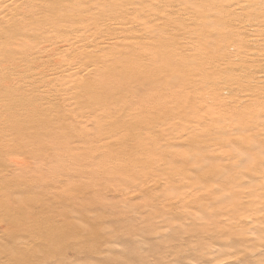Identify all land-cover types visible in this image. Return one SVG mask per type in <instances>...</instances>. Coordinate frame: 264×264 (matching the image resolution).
<instances>
[{
  "label": "bare ground",
  "instance_id": "obj_1",
  "mask_svg": "<svg viewBox=\"0 0 264 264\" xmlns=\"http://www.w3.org/2000/svg\"><path fill=\"white\" fill-rule=\"evenodd\" d=\"M83 10L93 13L102 11L105 12L102 15L107 13L108 16H104V22H99L100 17L97 19L96 14L92 16L90 12L82 17ZM140 10L143 18L145 13H149L146 18L157 23L167 17L163 18L162 11L168 10V18L158 26L153 38L157 39L155 45L159 52H153L157 54L155 57L148 54L151 55L149 67L145 61L150 57L143 56L142 68L137 67V63L142 59L139 51L143 46L137 42L138 39L127 40L120 32L123 26L131 25L128 23H137ZM173 14L183 19L170 20ZM245 18L250 20L245 23ZM138 19L139 22L141 18ZM213 26H217L218 30L211 33L208 29ZM147 28L144 27L145 30ZM117 30L120 36L116 34ZM90 31L101 36L91 39L87 37ZM131 32L128 33L130 36ZM150 32L154 35V31ZM172 33L186 34L190 41L185 44L165 42L163 35ZM152 40L149 39L150 42ZM193 41H199L203 49L201 53L189 55V58L207 64V68L198 71V75L184 59L180 63L178 58L182 52L193 51L192 47L196 44ZM219 47L224 49L218 50ZM232 48L244 50L239 54L240 63H234L237 57L229 52ZM57 57L61 61H53L54 58L58 60ZM80 58H89L87 65L80 66L77 61ZM191 62L193 60L189 63L194 64ZM43 64L51 72H48L49 76L45 70L46 74L39 71ZM262 66L264 0H0V163H3L0 165V177L11 173L12 168L18 169L20 158L41 162L42 165L35 168L39 173L50 171L48 164L55 161L57 168L53 169L54 172L62 171L72 179H88L93 182L92 187L99 188L106 182L119 184L131 181V193L124 209L154 187L161 186L165 192L179 190L178 196L170 203L168 195H158L156 199L165 200L168 204L164 209L169 211L175 204L181 205L182 211L175 213H180L181 217L196 216L189 208L201 209L207 216L208 224L198 238L200 242L208 241L206 239L211 235L219 239L224 226L233 223L236 235L230 240L251 242L252 245H245L244 250L252 256L258 255L261 251L255 240L264 241V121L259 120V115H264V94L260 93L264 90V76L255 77L254 72L264 71ZM151 69L164 72L162 81L192 76L190 83L194 86V94L184 97L185 100L177 104L176 113L167 106L160 108L159 112L147 110L145 104L135 108V101L125 107L127 97L134 96L132 92L141 96L140 93L150 91L153 85L158 84L151 80L154 72ZM61 73L75 85L70 88L64 81L66 84L63 86L57 79L53 85L52 78ZM86 73L96 74L95 82L80 80ZM222 78L237 81L249 94L233 99L232 94L229 96V88L223 90L220 96L206 97L200 93L206 87L217 88ZM47 86L55 90L53 96H30V89H45ZM61 100L67 104H61ZM228 103H235L233 109L222 110L221 106ZM21 104L23 107L18 106ZM16 106L21 107L22 112L12 116L11 110ZM205 107L210 109L206 111L207 115H226L220 122L222 125L217 123L221 116L218 119L202 116L205 120L202 128L191 132L187 141L178 142L166 133L165 126L170 125V119L177 121L172 126L191 128L192 122L199 117L198 110ZM254 114H259V123L250 118ZM63 120L73 122L64 127ZM136 125L140 126L138 131ZM41 131L49 138L48 142L42 140ZM237 135V139L233 138ZM57 142L63 143L57 146ZM164 142L171 144L170 148L163 147ZM69 156L77 159L65 165L63 159ZM79 156L82 158L78 159ZM214 156L220 157L221 162H208ZM22 169V177L0 185V227L7 229L12 241L0 243V256L22 249L26 251V256H37L40 260L57 251L70 248L81 251L84 245H91L93 232L91 235L84 234L81 225L70 216L55 213L61 199L77 195L82 198L81 194L90 190L69 188L60 194L64 198H51L50 202L48 198L47 205L41 206L36 202L41 197L39 192L54 190L60 184L50 180L55 176L48 179L49 175L45 180L39 178V182L25 181L23 177L31 170ZM13 194H26L27 204H12L16 202L11 198ZM222 200L227 205L219 211L212 210ZM22 210L26 221L20 219L18 222L17 215H21ZM63 223L65 227H62ZM213 227L216 228L215 234H211ZM253 232L261 234L253 238ZM77 234L86 236L83 241H77ZM161 238L157 237L155 242L161 243Z\"/></svg>",
  "mask_w": 264,
  "mask_h": 264
},
{
  "label": "rangeland",
  "instance_id": "obj_2",
  "mask_svg": "<svg viewBox=\"0 0 264 264\" xmlns=\"http://www.w3.org/2000/svg\"><path fill=\"white\" fill-rule=\"evenodd\" d=\"M141 7L143 8V6H141ZM141 10L139 11V17L138 18H141L142 20L140 19V21L138 22L139 19L137 18V20H136L137 23H135L134 25H133L134 22L128 23L131 25L130 26L129 25L123 26L121 28L122 31H120L121 29H119V31L122 32V34L118 30H117L118 32H116V34L119 36H120V34L121 35L124 34L122 37H125L127 40L131 39V38L138 39L137 42H139L140 45L143 47L140 46L141 51H139V53L141 54L140 57L142 59L138 60V61H140V63L139 62L137 63V67L142 68L143 63L145 61V59H143V56H147L148 54H151L152 57H155V55L157 56V54H155L153 52H157V51L159 52L158 47L155 45L157 39L155 40L153 38H155V36H156L155 32L158 31V29H159L158 26H160V24H163L166 21L165 19L168 18V12H166L168 10L162 11L163 18H164V16L165 17L167 16V17L165 19L161 18V21H159L158 23H157V21H154V20L152 21L149 17L146 18V15L148 16L149 13H145L144 18H143V16L140 15ZM143 10H145V6H144ZM83 11H85V13L81 14L82 17L88 16L87 12H90L92 14V16H93V14H94V16L96 14L95 18L98 19L100 17V19H98L99 22H104L103 19L106 18L104 16H108L107 13L102 15V13H105L102 11L101 12L97 11L95 13H93L94 11H90V10H83ZM83 11L76 12L75 15H79ZM98 13H99V15H97ZM142 13H143V11H142ZM101 16H102V19H101ZM174 19L181 20V19H183V17L182 16L177 17V15L173 14V16L170 17V20H174ZM249 20L250 19L245 18L244 22L246 23V21H249ZM149 21L152 24L150 26H149V24H150ZM147 22L149 23L148 25H147ZM139 23H142V24L139 25ZM132 25H133V27H132ZM151 26H153V28ZM134 27L137 31L135 29L133 30ZM140 27H142V28H140ZM144 27H146V28L150 27L151 29L147 28L148 30L147 29L145 30ZM155 28H156V30H155ZM138 29H140V30H138ZM142 29H144V30H142ZM216 30H218L217 26H215V27L213 26L212 28L208 29V31L211 33L215 32ZM129 31L130 32L136 31V32H134L135 34L134 33L132 34V32H131L130 33L131 36H130L128 34ZM141 31H142V33L140 34L139 32H141ZM149 31H154L153 32L154 35L151 34L152 32L149 33ZM93 33H95V31L94 32L90 31V33L87 34V35H89L87 37H91V39H97V37L99 38L101 36V35L98 36L97 32L95 33L96 35ZM118 33H120V34H118ZM148 33H149V35H151V36L153 35V36L151 37V36L147 35ZM166 35L168 36V38ZM180 35H181V33H172L171 35L164 34L162 38L165 39V37H166V40H164L165 42L177 43V44H185V43L190 41V40H187L188 35H186V34L185 35L182 34V36H180ZM146 36H149V37H146ZM144 38H147V39L144 40ZM151 38L155 41L152 42L153 40ZM181 38H183V39H181ZM139 39H140V41H139ZM149 39L152 41L150 42ZM193 42L196 43V41H193ZM198 42L195 44V46L192 47L194 52L191 49L190 51H188V53L184 54V52H182V54L180 53L178 56V58H180V60H179L180 63L185 60L188 63V67H190V69L196 70L197 75L205 67L207 68L206 63L203 64L202 62H199L197 59L189 58V55H192V54L194 55L197 52H199V53L202 52L203 47H201V45H199ZM152 47L154 49H157V50L152 51V49H153ZM222 48L223 47H219L218 50H223L224 48L223 49ZM230 50H229V52H232V55L234 57H237L236 60L234 58V63H240V59H238L239 54L241 53V51H244V50L241 48H232V50L231 51ZM151 55H148L147 57H150V58H147L145 61L148 67H149L148 64H149V60L151 59ZM180 55L182 58L180 57ZM57 58H58V60L56 58H54L53 61H55V62L61 61L59 59V57H57ZM83 59L84 58L77 59V61H79L78 64L81 63L80 66L81 65L82 66L87 65L86 61L89 60V58H85L84 60ZM192 60H193V62H191V63H194V64L189 63ZM66 63H68V62H66ZM43 65H44V69L42 68ZM43 65L41 66L39 71H41L42 73H45L44 72V70H45L47 72V74L46 73L45 74L47 76H49L51 72L49 71V69L46 70L47 66L45 64H43ZM200 65H202V66L200 67ZM45 66H46V68H45ZM198 67H199V70H198ZM263 67L264 66H262V68ZM37 70H36V72L40 73ZM151 70L154 72L156 71L155 73L153 72V76H152L151 80L153 81L154 84L155 83L156 84L158 83V84L156 86L153 85L151 87L152 90L140 93L141 96L139 94H137V96H136V93L132 92L134 94V96L131 95V96L127 97V103H126L125 107L133 105L134 103H132V102L135 101L136 102L135 108L142 107L141 105L145 104L147 110L159 112L164 106H167V107L173 108L175 110L173 112L176 113L175 107L177 106V104L182 103L183 100H185L184 97L191 96L194 94V92H193L194 86H192L190 83L192 76H189V77L178 76L179 78L177 77L171 81L170 80L162 81V78L164 76V72H161L160 71L161 69L160 70L151 69ZM48 72H50V73H48ZM157 72H158V74H157ZM42 73H40V74L42 75ZM248 73H249L248 69H246V74H248ZM254 73H255V77L258 76V77L262 78L264 76L263 70L262 71H255ZM154 74H155V77H154ZM246 74L244 73L243 75H246ZM58 75L54 76L55 79H53L51 77L53 80V85L55 83H57V81H59V80H61V81H59L58 83H61L63 86L66 83H68V84L71 83L70 85L67 84V86L70 88L72 87V85L73 86L75 85V82L72 83V82L68 81L67 77L65 78V74L63 75V73H61L59 76ZM96 78H97L96 74L92 73L89 75L88 73H86L84 75V78H80V80L95 82ZM193 78H195V77H193ZM56 79H57V81L54 83V81ZM64 81L66 83H64ZM77 81H79V80H77ZM246 83H247V81H246ZM244 84H245V82H243V85ZM162 85H163V87H162ZM158 86H160V87H158ZM47 88H49V89H47ZM50 88H52V86H50V87L47 86L45 89L41 88L39 90L30 89L29 94L31 97L32 96L39 97L40 95H41L40 97H42V95H43L44 98H48L50 96H53V94L55 93L54 92L55 90L54 91H53V89L50 90ZM227 88L231 89V93L229 94V96H231V94H232L233 99H235V96H246L247 94H249L248 90L244 89V88L242 89L237 81L233 82V81L225 79V78H222L218 81L217 88L215 87L214 89H211V88L206 87L203 89L204 91H201L200 93L204 94L206 97H210V95L220 96L223 94V90H228ZM166 89L168 91L172 90V92H168V91H166ZM156 90H158V91H156ZM35 91H36V93H34ZM48 92L49 93L51 92V93L49 94ZM67 93L69 94V92H67ZM208 93H210V94H208ZM260 93L264 94V90H262ZM167 96H168V98H166ZM225 96H227V95H225ZM160 98H161V100H160ZM160 101H162V102H160ZM62 103H64L65 105L67 104L66 102L61 100V104ZM234 105H235V103H232V104L228 103L225 106L224 105L221 106V109L222 110H228V109L231 110V109H233ZM18 106L23 107L22 104L18 105ZM18 106L14 107L11 110L12 116H15V115L17 116L22 112L21 107H18ZM24 108H27V104H24ZM208 110H210V109H207V107L201 108V110L200 109L198 110L200 113L199 117L197 120H194L192 122L191 128H188L187 126H183V125L172 126V124L176 123L177 121L175 119H173V120L170 119L169 120L170 125L166 124V125H168V127L165 126L166 133L173 136V138H176L178 140V142L181 140L187 141L191 137V135H190L191 132H193V131L196 132L198 129L202 128V126L205 122V120L202 118V116H210V117H213L214 119H218L221 116V120L217 121L218 124L223 119L226 118L225 114H223L224 116L222 114L217 116L216 113H215V115H209V114L207 115L206 111H208ZM258 115L259 114H254L250 118L254 119V120L256 119L254 122L259 123L257 121ZM259 120L264 121V115L263 114L259 115ZM72 122L73 121H64L63 120L62 125L65 127L68 124L70 125ZM220 124L222 125V123H220ZM181 127H183V128L181 129ZM139 128H140V126L136 125V131H138ZM48 129H50V128H48ZM134 129L135 128L133 127L132 131H134ZM191 129H192V131H191ZM45 131L48 132L49 130H45ZM42 134H43V132H42ZM45 135L46 134L44 133L43 137H41V138H43L42 140H45L48 142L49 138L47 137V135L45 137ZM238 137H239V135L233 136V138H235V139H237ZM173 142H175V141L173 140ZM62 143L63 142H59V143L57 142L55 145L60 146V145H62ZM170 146H171V144H167L166 142H164L163 147L170 148ZM53 148H55V146H53ZM211 149L213 150V148H211ZM211 149H209L208 151H211ZM214 155L216 156V154H214ZM215 156L212 158V161L208 160V162H210V163L221 162L220 157L215 158ZM81 158H82L81 156L78 157V159H81ZM20 159L23 160V158H20ZM76 159H77V157L73 158V156H69V157H66L63 159L64 160L63 163L65 165L71 164L70 161L73 162ZM16 160H17V158H16ZM21 160H18V163L20 162L18 164V169L12 168V170H11L12 174L6 173L5 176L0 177V185L7 184L12 179H14L16 177H22L23 172L21 170H24L22 168H26V169L31 170L30 172H28V174L24 173L26 175L25 178L23 177V179L25 181H30V182L32 181L33 182V181L40 180L39 178H42V177H43V180H45V178L48 175H49L48 179H50L49 178L50 176L51 177L55 176L53 179H50V180H52L53 182H58L60 184V186L55 187L54 190L52 189L49 191L46 190V191L39 192V193H41V195H40L41 197L39 196L40 198H38L37 201L36 200L35 201L39 205L41 204V206L47 205L46 202H47L48 198H49V202L51 201V198L56 199V200L58 197L64 198L65 196L60 195V194L69 188L70 189L73 188L76 190L77 188L80 189V188L84 187V189L90 190L88 193H86L87 191L85 190L86 194H81L82 198L80 197V195L79 196L77 195L75 198H73V197L67 198L66 197L65 199H61L59 204H57V206L55 207V213L57 215H63L64 216V214H67L68 217L70 216L71 219H73L74 221L78 222L79 225H81V227L83 228L84 234L91 235V233L93 232L94 233L93 234V240L94 241H92L93 243L91 242V245L90 244L84 245L85 247H83V249L81 251H76L75 248L74 249L70 248L68 250L66 249L62 252L57 251V252H54L53 254L52 253L49 254L48 257L47 256L42 257L43 260H42V258L39 260V258H36L37 256H35V258L32 255L26 256V254H24L26 251L20 249L18 252L13 253L11 255L0 256L1 257L0 258V264H256V263L257 264H264V241L261 242L257 239L255 240V244L258 246V249L261 252H259L258 255L252 256L250 253H248L249 251L244 250V249H246L245 245L246 246L252 245L251 242L246 243V242H239V241L230 240L233 237V235H236V231L234 229H232V227L234 226L233 223L224 226L222 237H220L219 239H216L214 237V235L213 236L211 235L210 238L206 239L208 241L204 240V241L200 242L198 240V238H200L202 230L208 224L207 223V216H204V213L201 211V209L199 211H201L203 214L201 212H199L198 209L189 208L190 211H193V213L196 214V216L186 218V216L181 217V215H179L180 213H178L179 217L177 218L178 215H175V213L182 211L181 207H180L181 205L175 204L174 206H172V209L169 211V209H167V208L164 209V206L167 207V204H168L167 202H165V200L163 201V200L156 199L157 197H159L158 195H160V196L161 195H166V196L168 195L169 203H170V201L172 199H174L175 197L178 196V193H180L179 190L172 191V192L171 191L165 192V190L162 189L161 186L154 187V188L152 187L153 189L147 190L148 193L146 191L145 195H142V197L141 196L137 197L136 199H134V202L133 201L131 202V204L128 206V208L124 209L123 207H125L127 205L129 195L131 193V186H132L131 181H126V182H122L119 184H113V183L107 184V182H106V183H103L102 184L103 186H101L99 188L98 187H92V184H91L92 181H90L88 179H81V180L80 179L77 180L74 178L72 179L70 177H67L65 174H62V171L58 170V171L54 172L53 169L57 168V167L55 168V166H56L55 161L50 162V164H48V166H49L48 169L50 171L46 172V170H44V171L39 173V171H36V169L42 165L41 162H35V161H33V159L23 160L22 162H21ZM67 161H69V162H67ZM1 163H0V165H1ZM52 163L54 164L53 165L54 168H53V166H51ZM36 165H37V168H36ZM38 165H39V167H38ZM53 172H54V174H53ZM57 172L59 173L57 176V178L59 180L56 178ZM41 173L43 174L42 176H41ZM45 173H46V175H45ZM165 173H166V171L164 173H162L163 178L165 177ZM66 182H68L67 185L63 184ZM72 183H74V184L71 185ZM62 185L63 186L65 185L64 188H62ZM114 185H116V186H114ZM59 187H61L62 189ZM23 189L26 191L25 187H23ZM94 189H97V191ZM161 191H162V193H161ZM163 191H164V193H163ZM48 192H50V193H48ZM46 193L48 195H46ZM89 193H90V195H88ZM25 195L21 196L20 194H16V195L13 194L11 196V198L14 199L16 202H13V200H12V202H13L12 204L15 203L14 205L18 206L20 203V206H22V205L25 206L27 204V196H25ZM83 196H86V197L83 198ZM147 197H150V198L146 199ZM38 200H40V202H38ZM224 203H226L225 200H222V201L216 203L212 207V210H217V211L221 210L222 208H224L227 205ZM123 204H125V205H123ZM72 205H74L73 208L70 207ZM78 205H80V206H78ZM162 207H163V210L161 209ZM22 212L23 213H21V215H17L18 217L16 216L19 219L18 222L20 221V219L23 222L26 221L25 220L26 214L24 213V210H22ZM61 225H62V227H65V223H63ZM61 225H59V226H61ZM253 225H255V223ZM169 227L172 230L169 229ZM94 231H96V233ZM139 231H141V232H139ZM214 232H216L215 227H213V230H211V234H215ZM84 234L83 235L82 234L75 235V240L83 241V239L86 236ZM253 234H255L253 237V238H255V236L257 237L261 233L256 234L253 232ZM166 235H168V236H166ZM159 236L163 238V239L161 238L162 242L156 243L155 239ZM154 237H156V238H154ZM9 239H10V237H9V234L7 235V229L5 227H0V243L12 242ZM16 239H18V238H16ZM228 240H229V243L227 242ZM229 245H231V246H229ZM141 247H142V249H141ZM250 259H251V261H249Z\"/></svg>",
  "mask_w": 264,
  "mask_h": 264
}]
</instances>
